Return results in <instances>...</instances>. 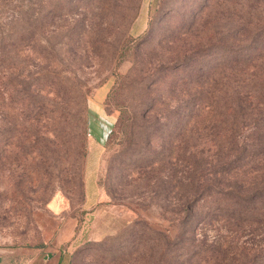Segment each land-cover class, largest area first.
Returning a JSON list of instances; mask_svg holds the SVG:
<instances>
[{
	"label": "rangeland",
	"instance_id": "rangeland-1",
	"mask_svg": "<svg viewBox=\"0 0 264 264\" xmlns=\"http://www.w3.org/2000/svg\"><path fill=\"white\" fill-rule=\"evenodd\" d=\"M0 34L2 259L183 264L185 198L264 188V0H0Z\"/></svg>",
	"mask_w": 264,
	"mask_h": 264
},
{
	"label": "trees",
	"instance_id": "trees-1",
	"mask_svg": "<svg viewBox=\"0 0 264 264\" xmlns=\"http://www.w3.org/2000/svg\"><path fill=\"white\" fill-rule=\"evenodd\" d=\"M251 100L245 107L249 113L243 115L245 123H256L257 117L264 113V102ZM225 111L232 113L234 109L226 107ZM206 180L201 176L198 187ZM250 188L237 183L225 190H216L217 200L226 202L228 199V202L213 207L214 219L209 226L203 222L199 229L184 226L194 219L195 209L205 196L204 191H196L185 198L171 226V244L191 242L183 264H264V188ZM209 196L212 198V194ZM209 228L214 231L212 235L208 233ZM187 233H191V237L186 239ZM178 260L173 264H180Z\"/></svg>",
	"mask_w": 264,
	"mask_h": 264
},
{
	"label": "crops",
	"instance_id": "crops-1",
	"mask_svg": "<svg viewBox=\"0 0 264 264\" xmlns=\"http://www.w3.org/2000/svg\"><path fill=\"white\" fill-rule=\"evenodd\" d=\"M8 260L2 259L0 255V264H68L70 256L66 251L59 250L55 253L47 250L36 249L25 251L18 256L7 254Z\"/></svg>",
	"mask_w": 264,
	"mask_h": 264
}]
</instances>
